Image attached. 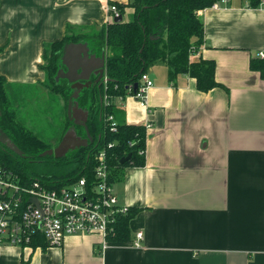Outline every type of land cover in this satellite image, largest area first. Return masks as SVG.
Masks as SVG:
<instances>
[{
  "label": "crops",
  "instance_id": "0c3cea01",
  "mask_svg": "<svg viewBox=\"0 0 264 264\" xmlns=\"http://www.w3.org/2000/svg\"><path fill=\"white\" fill-rule=\"evenodd\" d=\"M129 1L0 0V74L50 95L46 45L70 26L99 29L108 4ZM198 16L205 35L192 60H213L220 85L202 91L188 74L171 81L156 64L146 105L131 92L115 99L117 121L150 125L145 164L113 180L119 203L140 209L132 240L70 234L61 246L3 245L0 264H264V75L250 65L264 51V8L225 0Z\"/></svg>",
  "mask_w": 264,
  "mask_h": 264
},
{
  "label": "trees",
  "instance_id": "16d2710c",
  "mask_svg": "<svg viewBox=\"0 0 264 264\" xmlns=\"http://www.w3.org/2000/svg\"><path fill=\"white\" fill-rule=\"evenodd\" d=\"M222 0H130L127 4L112 2L119 9L123 20H109L97 30L81 31L68 27L65 36L47 44L44 52V70L52 83L51 90L62 93L68 107L74 89L67 79L56 81L55 77L62 65V50L71 42H88L91 52L106 53V74L110 79L101 87L91 86L81 90L77 101L89 111L88 129L94 138L88 146L70 150L63 157L41 156L52 148V144L41 139L38 134L17 120V111L11 107L7 80L0 74V128L23 150L18 155L0 142V163L19 175L24 182L40 179L50 187L57 188L78 181L85 176L91 184L95 179L94 168L98 160L96 154L107 147L108 164L111 168V181L118 178L125 165L143 166L147 143V127L144 124H128L117 121L114 110L115 99L133 92L141 75L156 64L168 67L169 78L174 81L179 75L188 74L197 80V87L208 91L220 83L215 77L213 60H192L204 42V25L198 11L211 7ZM262 0H248L250 7L257 8ZM132 8L134 19L125 20L126 8ZM3 48L0 47V53ZM251 68L264 75V58L251 60ZM108 94L110 103L100 101ZM118 123L116 131H111L108 116ZM76 127L77 134L86 137V128L75 125L67 115L60 141L70 127ZM59 141V142H60ZM109 142H114L108 147ZM131 153L125 163L120 160ZM139 208L129 207L125 214H119L113 224L108 241L128 242L132 240L131 220ZM45 238H33L31 245L37 246Z\"/></svg>",
  "mask_w": 264,
  "mask_h": 264
},
{
  "label": "built area",
  "instance_id": "2783aa9c",
  "mask_svg": "<svg viewBox=\"0 0 264 264\" xmlns=\"http://www.w3.org/2000/svg\"><path fill=\"white\" fill-rule=\"evenodd\" d=\"M259 7L264 8V0ZM106 11L108 20L120 15L114 4H108ZM196 54L198 51L193 55ZM258 55L264 58V51ZM154 83L150 72L141 75L132 93L142 105H146L148 90ZM103 101L110 103L108 94ZM107 120L110 121L111 131H116L118 123L113 115ZM114 144L109 142L107 146ZM106 149L104 147L96 154L98 162L91 184L85 176L57 188L40 179L24 182L0 163V247L31 245L33 238L38 236L44 237L49 245L61 246L67 235L96 233L104 238L106 245L117 216L129 211V206L121 205L114 192ZM142 239L143 232L138 231L134 245L140 247Z\"/></svg>",
  "mask_w": 264,
  "mask_h": 264
},
{
  "label": "water",
  "instance_id": "95a60500",
  "mask_svg": "<svg viewBox=\"0 0 264 264\" xmlns=\"http://www.w3.org/2000/svg\"><path fill=\"white\" fill-rule=\"evenodd\" d=\"M121 20H123L122 15L114 18L115 22ZM62 65L64 67L59 69L55 79L56 81L67 79L74 89L68 103V115L76 125H82L86 128L87 136L82 137L78 135L76 127H70L57 147L47 149L41 153L43 157L47 155H54L57 158L63 157L70 150L93 143L94 138L87 125L89 111L79 105L77 98L82 89L91 86L101 87L105 81L108 82L110 80L106 76V53L103 52L101 55H98L91 52L88 42L81 41L65 44L62 50ZM151 76L155 79L156 75L153 73ZM137 86L138 83H135L134 90H136ZM100 101H103L102 95H100ZM0 142L16 154L24 156L23 150L1 128ZM130 158L131 153L122 158L120 163L123 164Z\"/></svg>",
  "mask_w": 264,
  "mask_h": 264
},
{
  "label": "rangeland",
  "instance_id": "374dc122",
  "mask_svg": "<svg viewBox=\"0 0 264 264\" xmlns=\"http://www.w3.org/2000/svg\"><path fill=\"white\" fill-rule=\"evenodd\" d=\"M124 19L133 20L134 14L132 12L125 13ZM159 68L161 69L163 66L160 65ZM45 86L49 89L53 88L49 80ZM7 88L11 107L17 111V120L32 128L31 130L35 131L41 139L51 143L52 148L57 147L60 143L61 130L65 127L68 115L67 105L65 104L64 107L61 104L62 93L53 90V93L49 95L39 84L20 87L8 82Z\"/></svg>",
  "mask_w": 264,
  "mask_h": 264
},
{
  "label": "flooded vegetation",
  "instance_id": "af4514ba",
  "mask_svg": "<svg viewBox=\"0 0 264 264\" xmlns=\"http://www.w3.org/2000/svg\"><path fill=\"white\" fill-rule=\"evenodd\" d=\"M62 67H64V65Z\"/></svg>",
  "mask_w": 264,
  "mask_h": 264
}]
</instances>
